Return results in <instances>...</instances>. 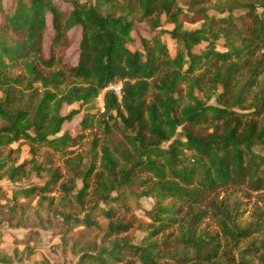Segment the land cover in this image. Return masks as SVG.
<instances>
[{
  "label": "trees",
  "instance_id": "1",
  "mask_svg": "<svg viewBox=\"0 0 264 264\" xmlns=\"http://www.w3.org/2000/svg\"><path fill=\"white\" fill-rule=\"evenodd\" d=\"M256 7L264 0H0V179L48 175L41 186L13 192L12 214L24 219L27 202L18 199L41 203L57 186L61 198L48 205L66 232L106 220V246L91 258L97 264H247L251 256L264 263V207L241 226L238 209L219 198L231 188L264 190V15ZM138 25L148 35L134 47ZM114 84L120 97L103 92ZM102 92L104 112L87 110L79 123L82 132L101 131V154L55 166L50 153L73 154L68 148L83 138L57 136L80 113L62 108L90 105ZM115 127L122 149L111 140ZM20 141L32 157L15 164L10 146ZM144 197L154 199L148 216L155 224L136 245L120 234L133 227L126 216ZM178 206L190 209L185 225ZM208 216L217 234L198 231Z\"/></svg>",
  "mask_w": 264,
  "mask_h": 264
},
{
  "label": "rangeland",
  "instance_id": "2",
  "mask_svg": "<svg viewBox=\"0 0 264 264\" xmlns=\"http://www.w3.org/2000/svg\"><path fill=\"white\" fill-rule=\"evenodd\" d=\"M85 1V0H82ZM185 1H181V6L185 7ZM213 4H216V2ZM241 4V3H240ZM256 10L264 15V8L256 7ZM213 9L209 10L211 13ZM243 12L241 8H235V13ZM199 24H184L186 29H194ZM172 27L165 22L163 18V29L170 30ZM147 28L144 25H138L136 30L133 31V36L136 39L134 47L139 44V37L146 36ZM76 38V42L67 51V59L71 62L76 60V47L78 33L73 34ZM164 40L170 52H174L175 43L169 36H164ZM218 50H222L217 47ZM198 52V50L195 49ZM260 78V77H259ZM204 96L210 95L212 92L211 86L205 85ZM209 90V93L207 91ZM220 91V90H219ZM103 98V92L100 93ZM198 96H202L201 93H196ZM0 96L2 93L0 92ZM216 99L212 96L209 100V104H215ZM80 109V113L73 116L69 122H65L62 125L61 131L57 136H61L64 133L80 135L83 134L82 140L76 146L68 148V152L73 154L63 156V154L51 152L52 159L55 166L64 169V159L76 155L82 154L85 156L84 162L88 161L86 155L90 154L89 161H94L93 156L95 154L100 155V146L103 144V135L98 129H89L82 132L80 128V121L85 111L89 110L91 114L96 116L103 113L99 107V101L95 99L90 105H80L74 103L70 106H64L61 110L63 115L68 114L71 110ZM113 123V122H111ZM93 135L97 138V148L95 151L91 149V140ZM111 140L113 145L118 149H122L125 146L123 134L119 127H115L111 133ZM10 161L15 164H20L25 160H29L32 156L30 154V148L24 141L13 143L10 146ZM90 150V151H88ZM42 149L40 150V152ZM41 158H39L40 160ZM48 175L42 173H29L17 182H11L6 178L0 179V264L6 260L11 264H97L96 261H92V256L99 254V249L106 246V240L104 239V232L107 225L106 220L99 216L97 217V227H85L82 225L72 226L67 232L61 226V217L53 216L50 205L48 202L50 198L53 202L58 204L61 198V192L57 186H51V190L45 194L46 201L38 203V197L32 200H25L23 198L18 199V203L27 202V212L24 219H19L18 215H13L10 211V206L14 202H10L12 194L15 190L25 188L28 186H41L47 180ZM77 189L81 187L82 183L80 179L76 180ZM219 198H223L225 203L230 207L238 209V223L241 226H246L253 222L256 218V214L261 208L264 207V190L253 192L246 188H231L220 193ZM54 204V206H56ZM153 198H141L139 203L132 206L131 216L134 217L133 227L126 233L120 234V237L129 241L132 244L142 245L148 241L149 231L151 226H154V222L149 218L148 211L153 208ZM179 207V206H178ZM180 223L185 225L186 216L190 212V209L185 206H180ZM39 217L41 219H39ZM20 220L21 223H20ZM157 224V223H156ZM198 231L206 230L211 234H217L218 227L216 226L215 219L211 216L206 217L201 223L198 224ZM176 227L172 226L170 229H166L163 233L167 234L170 231H175ZM161 234H158L157 238H160ZM246 241L241 242L244 245ZM26 243V244H25ZM264 253V251H262ZM117 264H128L127 261ZM131 264V263H130ZM136 264V263H133ZM164 264V263H160ZM170 264V263H168ZM247 264H264L258 261L257 256H251L248 258Z\"/></svg>",
  "mask_w": 264,
  "mask_h": 264
},
{
  "label": "built area",
  "instance_id": "3",
  "mask_svg": "<svg viewBox=\"0 0 264 264\" xmlns=\"http://www.w3.org/2000/svg\"><path fill=\"white\" fill-rule=\"evenodd\" d=\"M108 90L113 91L118 97H120V84L109 85L108 87H106V88L104 89L103 92L108 91ZM96 100L99 101V107H100L101 111L104 112V106H103V98H102V95L99 94V95L96 97Z\"/></svg>",
  "mask_w": 264,
  "mask_h": 264
}]
</instances>
